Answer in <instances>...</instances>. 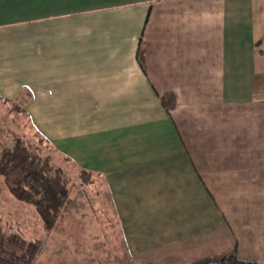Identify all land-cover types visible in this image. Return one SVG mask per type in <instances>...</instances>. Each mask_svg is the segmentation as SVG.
I'll use <instances>...</instances> for the list:
<instances>
[{
    "label": "crops",
    "instance_id": "obj_1",
    "mask_svg": "<svg viewBox=\"0 0 264 264\" xmlns=\"http://www.w3.org/2000/svg\"><path fill=\"white\" fill-rule=\"evenodd\" d=\"M0 100L103 178L128 247L264 264V0H0Z\"/></svg>",
    "mask_w": 264,
    "mask_h": 264
},
{
    "label": "rangeland",
    "instance_id": "obj_2",
    "mask_svg": "<svg viewBox=\"0 0 264 264\" xmlns=\"http://www.w3.org/2000/svg\"><path fill=\"white\" fill-rule=\"evenodd\" d=\"M17 139L60 166L69 188L63 206L54 217L46 219L34 206L11 195L9 187L18 181L14 172H0L1 229L42 239L43 247L33 264H194L229 253L217 245L216 235L188 248L194 258L185 257L186 243L153 251L128 247L103 178L77 168L30 127L23 111L0 100V151Z\"/></svg>",
    "mask_w": 264,
    "mask_h": 264
},
{
    "label": "trees",
    "instance_id": "obj_3",
    "mask_svg": "<svg viewBox=\"0 0 264 264\" xmlns=\"http://www.w3.org/2000/svg\"><path fill=\"white\" fill-rule=\"evenodd\" d=\"M137 59L143 67L142 40L137 49ZM27 99L22 97L19 101L24 102ZM159 100L168 113L175 107L173 92L166 91L159 94ZM0 172H14L16 175L14 179L18 181L9 187L11 195L34 206L46 219L54 217L68 197V182L63 169L53 164L48 156L32 151L18 139L11 146L1 149ZM42 247V239L27 238L18 231L4 233L0 225V264H33ZM194 264L257 263L239 257L234 248L220 259H208Z\"/></svg>",
    "mask_w": 264,
    "mask_h": 264
}]
</instances>
